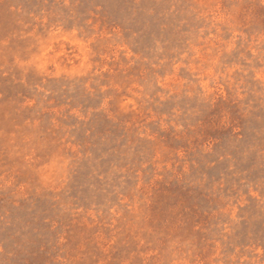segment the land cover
Returning a JSON list of instances; mask_svg holds the SVG:
<instances>
[{"label": "rangeland", "instance_id": "obj_1", "mask_svg": "<svg viewBox=\"0 0 264 264\" xmlns=\"http://www.w3.org/2000/svg\"><path fill=\"white\" fill-rule=\"evenodd\" d=\"M0 264H264V0H0Z\"/></svg>", "mask_w": 264, "mask_h": 264}]
</instances>
